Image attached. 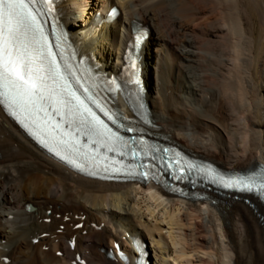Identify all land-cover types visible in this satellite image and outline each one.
<instances>
[{"label":"bare ground","instance_id":"obj_1","mask_svg":"<svg viewBox=\"0 0 264 264\" xmlns=\"http://www.w3.org/2000/svg\"><path fill=\"white\" fill-rule=\"evenodd\" d=\"M79 4L62 0V22L101 74L122 75L134 25L147 28L139 64L159 132L223 170L264 165V0H96L76 21L68 6ZM207 194L192 200L84 177L37 148L0 107V264H134L133 237L146 245L145 264H264V207Z\"/></svg>","mask_w":264,"mask_h":264},{"label":"snow or ice","instance_id":"obj_2","mask_svg":"<svg viewBox=\"0 0 264 264\" xmlns=\"http://www.w3.org/2000/svg\"><path fill=\"white\" fill-rule=\"evenodd\" d=\"M51 3V0H47ZM27 4L25 0H0V33L7 31L8 33H14L18 30V25L22 23L19 19L21 16V9H26ZM25 19H30L35 22L36 17L32 15L30 11L26 12ZM3 49L0 48V56L3 55ZM9 59L4 62V73H10L17 81H22L24 85H27L26 93L29 97L37 96L41 90V85L38 83L40 77H33L32 69L24 64V61L12 59V53H7ZM3 73H0L2 76ZM42 98V97H41ZM233 183L239 184V181ZM232 186V184H229ZM245 188L250 187L248 184L242 185Z\"/></svg>","mask_w":264,"mask_h":264},{"label":"rangeland","instance_id":"obj_3","mask_svg":"<svg viewBox=\"0 0 264 264\" xmlns=\"http://www.w3.org/2000/svg\"><path fill=\"white\" fill-rule=\"evenodd\" d=\"M95 1L96 0H80V4L79 5H69L68 6V8L73 12V20H76V21H78V18H82L83 17V13H84V11L85 10H87L88 9V7H90V6H92V3H95ZM118 7V6H117ZM102 13H103V15H105V13H106V11L105 10H103L102 11ZM76 15H79V16H76ZM81 16V17H80ZM62 19H63V16H62ZM72 19L70 20V21H72ZM78 35H80L81 36V34H78ZM145 75H146V73H145ZM160 131H162V132H165V133H168V134H171V132H168V130H165V129H162V127H161V130ZM161 133V132H160ZM172 135V134H171ZM188 149V148H187ZM189 150V149H188ZM140 187V186H139ZM142 188V187H141ZM141 190V189H140ZM144 191V190H143ZM143 191L141 190V192L140 193H137L136 194V196H137V198L139 199V201L141 202V204L142 205H150V203L151 202H153L150 198H148V196H147V192H145V194L143 193ZM144 200V201H143ZM150 200V201H149ZM184 200H186V199H184ZM148 202V203H147ZM234 208V207H233ZM235 208H236V206H235ZM159 217H161V218H164V215L163 214H161V216H160V214H159ZM63 229V227H61V230ZM146 241V240H145ZM171 246H172V244H171ZM57 255H59V254H57ZM60 256V255H59ZM6 263H9V261H10V259L9 258H6L5 260H4ZM171 263L172 264H177V262L175 261V260H171Z\"/></svg>","mask_w":264,"mask_h":264}]
</instances>
